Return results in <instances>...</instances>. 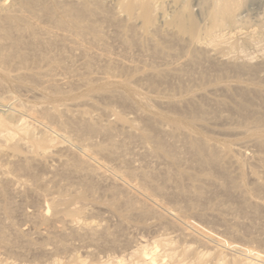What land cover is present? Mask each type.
<instances>
[{
  "label": "rangeland",
  "instance_id": "374dc122",
  "mask_svg": "<svg viewBox=\"0 0 264 264\" xmlns=\"http://www.w3.org/2000/svg\"><path fill=\"white\" fill-rule=\"evenodd\" d=\"M24 1L0 2V17L21 10L48 34L35 47L23 33L28 64L0 67V129L23 140L0 139V264H142L140 240L161 243L164 264H264V0H238L241 22L223 29L215 0H186L199 46L125 20L115 0H99L97 34L56 24L85 0ZM196 142L215 163L196 162Z\"/></svg>",
  "mask_w": 264,
  "mask_h": 264
},
{
  "label": "bare ground",
  "instance_id": "6f19581e",
  "mask_svg": "<svg viewBox=\"0 0 264 264\" xmlns=\"http://www.w3.org/2000/svg\"><path fill=\"white\" fill-rule=\"evenodd\" d=\"M7 1L8 0H0L1 4L2 3L6 4L8 3ZM92 1L93 0H85L84 2L78 1L77 3L79 4H75V5L72 4L67 8H64V11L62 13L63 17L60 18V20H57L56 24L58 26H71L73 28H77L81 32L91 31L96 33V27L92 22L94 17L101 10L102 3L99 0H96V3L93 4L91 3L92 5H89V3ZM115 1L117 6L122 7V11L124 15H121V17L125 16L124 18L125 20H129L132 22L141 20L143 27L145 29L151 30L154 33H161L162 31L165 30L168 33L177 34L181 36L184 40H188V42L194 44L195 46L200 45L199 34L197 30L198 24L194 16L192 15L190 6L186 0H115ZM241 2L242 1H240V3ZM39 3L40 0H25L22 3L23 6L22 8L25 7L27 9H31L32 11H36L39 6ZM204 3L207 4L206 1H204ZM240 3L238 2V0H215V3L212 4V7L209 9V15H208L209 20L212 21L211 27L217 29H223L225 27L236 26L239 22L238 18L240 16V11H241L240 5L242 3L241 4ZM19 11L20 14L9 12L7 15L5 14L6 15L5 17L3 18L0 17V67H3L8 64L10 65V63L12 64L13 61H15L14 63H16L17 61V63H19V66L20 65L25 66L28 64L29 60L31 59V55L29 51L32 48H29L31 45L25 41L23 33L25 32L28 33L33 39V42L36 41L38 43H41L40 38H42L41 36L42 34H48L47 31H43V28H38V25L32 23L31 21H29V19L26 16L22 15L21 10ZM41 11L45 13L43 9ZM240 22H241V18H240ZM62 36L64 38L66 37V35L63 34ZM246 38L251 40L254 37L250 33V35L249 34L246 35ZM33 44L35 46V42ZM207 47L206 50H208L207 52L210 53L209 52L210 49H208L209 47L208 48ZM85 52H88V50H85ZM95 55L98 56L99 54L95 53ZM99 57L101 58L102 55H99ZM5 68L7 67L5 66ZM11 122H12L11 130H15V129L20 131L25 130L26 132L28 128L27 124H23V125L21 124L20 126L19 121L18 120L16 121L14 119ZM255 122L264 124V118L263 117L258 118L255 120ZM0 123L1 124L5 123V121L0 120ZM93 130L96 132L99 131V129H96L95 127L93 128ZM45 133L47 137L46 141L48 143L52 144L54 143V141H56V137L53 134H50L48 131H45ZM0 139L6 142H15L14 146L19 144L21 145L23 141L22 139H16V136L13 133H11L10 129L7 127H5V129L2 128L0 129ZM193 148L196 155V162L199 165L206 166L207 164L216 162L217 153L213 152L209 148L207 149L206 146H204L203 144L196 142L194 143ZM82 159L88 163L92 161L90 155H86V156L84 155ZM261 162L262 161H260V163ZM100 169H101V174L103 176L108 175L113 178L112 179L113 186L127 191H129V189L130 190L132 189V192L134 190L137 192V188H136L137 185L132 180H128L120 176L118 173H116V171L112 167L104 163H100ZM199 194L202 195L201 192ZM143 196L148 201H150V203L152 202L155 204L152 205L154 206L157 205L156 206L157 208L158 206L161 207L159 205L160 201L158 202L150 194H146ZM163 208H165V206ZM49 211L50 208L47 207L43 211L41 216L43 218H46L49 215ZM85 229L89 230V232L98 230L97 226H88L85 227ZM181 232L182 235L187 237L189 236L198 237L197 235L200 234L199 232H197L196 235L193 229L189 228L187 225H185L183 229H181ZM201 237L203 238V236L200 235V238ZM4 240L5 239L3 238L1 241ZM163 242L165 241L163 240ZM139 244L140 246H138V250L136 249L135 254L138 255V258L140 259V263L164 264L162 259L163 258L168 259V257H165L166 255L160 256L157 253V249L159 247H163L161 243L155 242L151 245H148L144 240H140ZM46 252L50 253L49 250H47ZM164 254L165 253H163V255ZM171 255L169 254V256ZM171 259L173 260V258H169V260ZM173 261L175 262L176 260ZM237 261L239 260L237 259ZM177 263L178 262L176 261L175 264ZM115 264H126V263H124V260H116ZM248 264H259V263L258 262L255 263V261L254 262L249 261Z\"/></svg>",
  "mask_w": 264,
  "mask_h": 264
}]
</instances>
